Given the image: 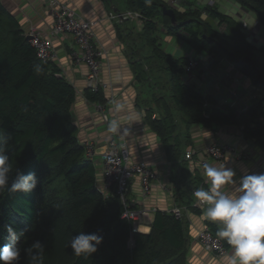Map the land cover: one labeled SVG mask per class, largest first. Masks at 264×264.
Instances as JSON below:
<instances>
[{"label": "trees", "instance_id": "16d2710c", "mask_svg": "<svg viewBox=\"0 0 264 264\" xmlns=\"http://www.w3.org/2000/svg\"><path fill=\"white\" fill-rule=\"evenodd\" d=\"M233 1L254 15L264 35V0ZM122 2L142 15L136 40L144 57L139 59L136 79L150 91L146 97L142 90V102H150L144 120L170 165L185 157L186 148L192 146L191 129L197 126L211 131L235 127L244 139L264 149V43L250 41L239 21L214 3L198 7L184 0V8L178 10L164 0ZM162 4L173 8L175 25L162 13ZM160 28L167 35L182 30L193 55L166 52L158 42ZM222 60L261 91L244 109L217 104L186 79L193 70L203 66L213 70ZM190 61L196 64L187 70ZM83 93L88 101H106L102 90L86 87ZM75 99L74 85L55 62L36 55L19 20L0 0V138L8 141L6 154L13 165L9 184L17 171L34 172L38 180L30 193L0 194V246L7 237L3 226L11 223L25 232L22 249L34 240L45 245L44 264H185L190 238L183 216L156 210L148 232L131 233L132 220L123 216L125 207L115 188L100 191L94 161L78 140L72 119ZM171 178L176 205L200 207L193 205V187L177 168ZM126 196L129 199L128 192ZM207 225L215 234L216 229ZM78 231L103 238L88 259L75 257L66 246ZM19 264H28L23 251Z\"/></svg>", "mask_w": 264, "mask_h": 264}, {"label": "crops", "instance_id": "0c3cea01", "mask_svg": "<svg viewBox=\"0 0 264 264\" xmlns=\"http://www.w3.org/2000/svg\"><path fill=\"white\" fill-rule=\"evenodd\" d=\"M1 1L7 10L19 20L24 33L29 27H34L43 31L50 38L56 53L54 62L66 79L74 85L76 91H83L86 88L85 75L87 67L82 62L75 63L71 60L69 52L75 46V43L70 33L59 35H49L47 33L51 18L45 12L44 4L40 0ZM60 1L69 4L80 16L97 20L96 25L93 27L94 41L104 50L100 58V76L109 83V86L102 92L105 98L109 95L114 96V103L111 106L105 103L104 113L106 118L104 119L101 111L97 110L85 98L83 93L76 95L71 107V115L77 126V137L80 142L86 139L93 140L96 151L101 150L105 140L109 135H112L107 131L108 122L112 119H118L129 130V135H112L114 139L118 143L126 145L131 161L143 160L149 164L156 172L158 180L166 183L168 187H170V184L173 185L171 177L174 178L176 168L178 173L186 177L189 187H197L195 186L197 183H200L201 187L205 189L209 187V182L203 175V165L208 163L213 166H220L217 161L204 154V147L213 141L236 144L241 152L247 154L240 160L232 157L227 159L225 166L235 172V180L238 181L245 174L264 173V149L254 146L250 140L242 137L237 128L230 126H224L213 131L204 130L198 126L193 127L191 129V147L193 149L191 158L186 159L182 156L183 159L179 163L171 166L165 156L162 144L144 120V109L148 107L150 102L144 104L142 101L145 96L143 95L146 93L147 97L150 91L146 92L136 79V73L141 68L139 59L144 57L142 52L139 51V42L136 40V35L142 27L141 20L134 18L113 22L107 18V12L110 9L115 11L117 9L119 11L126 10L122 0ZM164 1L169 3L173 0ZM177 1L181 4L179 8L176 6L177 9L182 10L184 0ZM192 1L198 2V0ZM200 2L202 3V0ZM238 7V9H242L239 5ZM158 42L166 52L174 56L185 57L192 53L189 47L187 48V44L185 47L183 45L185 40L182 30L174 35H167L165 30L160 28ZM186 79L196 83L205 97H211L219 105L229 103L237 109H244L253 98L261 94L260 90L254 87L248 78L237 73L232 65L225 60H222L213 70H206L203 67L195 69ZM116 103L124 105V108L119 112L114 111ZM153 115H157V113ZM95 159L93 161L97 175L96 183L101 186L103 180L101 162L97 155ZM128 198L138 205L142 204L145 207L161 211H168L176 205L172 195L166 193L156 184L150 196L142 200L137 176L129 180ZM192 198L193 196H191ZM180 207H182V216L186 221L190 238L185 264H225V260L231 251L230 247L224 255L216 257L211 252L203 250L195 239L197 231L203 226H208L207 224L217 230V225L204 219L203 213L206 206L190 209L183 204ZM153 213L154 211H150L140 223L139 231H149Z\"/></svg>", "mask_w": 264, "mask_h": 264}, {"label": "built area", "instance_id": "2783aa9c", "mask_svg": "<svg viewBox=\"0 0 264 264\" xmlns=\"http://www.w3.org/2000/svg\"><path fill=\"white\" fill-rule=\"evenodd\" d=\"M44 4V9L47 15L51 18V24L48 29L49 35H59L62 33H70L73 36L75 46L70 50L69 55L73 62H82L87 67L85 75L86 87L90 91L103 90L109 86V83L104 81L100 76L101 56L104 50L98 46L94 41L93 27L96 25V19H87L80 16L69 4L60 0H40ZM107 18L113 22L120 20L138 19L142 21V15L138 11L126 9L123 11H115L110 9L107 12ZM241 27L245 29L255 30V25L258 21L255 20L249 24L246 21V15L238 17ZM25 35L30 36V43L35 49L38 57L55 61L56 53L52 47L50 38L41 30L34 27H29L25 30ZM196 62L190 61L187 70L190 69ZM106 104L110 106L114 103V96L109 95L105 98ZM105 103L95 104V108L101 111L103 118H106L104 113ZM85 146L86 155L92 160H96L97 155L101 162V172L103 176L100 191L107 193L112 187L115 188L116 194L121 199L125 210L123 216L132 220L131 233L139 231V225L147 217L150 211H156L155 208L145 207L138 205L134 201L127 199L128 182L137 176L142 200L148 198L152 192L154 185H158L166 193L172 195L171 188L166 183L158 180L156 172L150 167L149 164L143 160L131 161L129 158L128 149L125 144L118 143L112 135L105 140L101 146V150L96 151L95 142L86 139L83 142ZM193 149L191 146L185 150V158H191ZM205 156L212 160L217 161L220 166L226 165L228 157L240 160L247 154L241 152L236 144L210 142L204 147ZM264 165V159H263ZM201 188L200 186L194 187L193 192ZM130 205H137L130 207ZM193 205L205 207V205L198 202L193 196ZM175 217L181 218L182 207L174 205L169 209ZM195 239L201 245L203 250L211 252L214 256L219 257L227 252L228 245L226 241L220 240L214 233L207 227L203 226L195 235Z\"/></svg>", "mask_w": 264, "mask_h": 264}, {"label": "clouds", "instance_id": "9594fccd", "mask_svg": "<svg viewBox=\"0 0 264 264\" xmlns=\"http://www.w3.org/2000/svg\"><path fill=\"white\" fill-rule=\"evenodd\" d=\"M123 108V104L116 103L114 111ZM107 131L117 136L129 135V130L118 119L108 122ZM7 143V139L0 138V194L30 193L38 182L34 172L25 175L17 171L9 184L13 165L6 154ZM203 175L209 187L196 189L193 196L206 206L204 219L217 225L216 237L226 241L231 249L225 264H264V173L245 174L237 181L231 168L205 163ZM3 227L7 237L0 246V264H19L22 251L28 264H44L45 245L40 240L22 249L20 241L24 230L11 223ZM102 239L96 233L78 231L68 239L66 246L75 257L88 259L97 251Z\"/></svg>", "mask_w": 264, "mask_h": 264}, {"label": "rangeland", "instance_id": "374dc122", "mask_svg": "<svg viewBox=\"0 0 264 264\" xmlns=\"http://www.w3.org/2000/svg\"><path fill=\"white\" fill-rule=\"evenodd\" d=\"M200 1L201 0H198V2H197L198 7H202V6H204L205 4H208V3H210V4L214 3L217 6V8L219 9L220 12L226 13L228 15H231L236 20H238V17L241 16V14L242 15H244V14L246 15V21L249 24H251L255 20H257L254 17L253 14L247 12L244 9H238L239 8L238 7V4L235 3L233 0H202V3ZM167 4L170 5V6H172V7H174V8H176V9H177L176 6H178V8H179V6L181 5L177 0H173V1L169 2V3H167ZM203 15H205V13ZM254 28H255V30L245 29L244 32L246 33V35H247V37H248V39L250 41H252L253 43H256L257 45H260L261 43H264V35L262 33V29H261L259 23L256 24ZM183 45L185 47L186 46V43H184ZM187 48H188V45H187ZM190 55H193V54L192 53L191 54H188L186 57H190ZM203 68L206 69L205 66H203ZM259 92H261V91H259ZM80 93L82 94L83 91H81V92H77L76 91V95H79ZM259 96L260 95H258V97ZM255 98H257V97H255ZM89 102L94 107H95V104H97L96 102H92V101H89ZM263 167H264V165H263Z\"/></svg>", "mask_w": 264, "mask_h": 264}, {"label": "water", "instance_id": "95a60500", "mask_svg": "<svg viewBox=\"0 0 264 264\" xmlns=\"http://www.w3.org/2000/svg\"><path fill=\"white\" fill-rule=\"evenodd\" d=\"M161 10H162V13L164 15H167L170 18L171 25H175L176 24V17H175V13H174L173 8L172 7H167V6L162 4L161 5ZM26 38L30 39V36L26 35Z\"/></svg>", "mask_w": 264, "mask_h": 264}]
</instances>
